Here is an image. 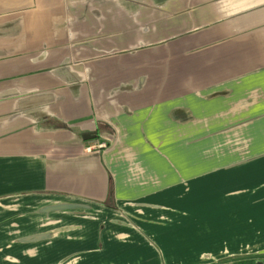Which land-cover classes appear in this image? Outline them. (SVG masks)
I'll list each match as a JSON object with an SVG mask.
<instances>
[{
    "label": "crops",
    "instance_id": "1",
    "mask_svg": "<svg viewBox=\"0 0 264 264\" xmlns=\"http://www.w3.org/2000/svg\"><path fill=\"white\" fill-rule=\"evenodd\" d=\"M249 255L264 0H0V264Z\"/></svg>",
    "mask_w": 264,
    "mask_h": 264
},
{
    "label": "trees",
    "instance_id": "2",
    "mask_svg": "<svg viewBox=\"0 0 264 264\" xmlns=\"http://www.w3.org/2000/svg\"><path fill=\"white\" fill-rule=\"evenodd\" d=\"M217 264H264V255L231 257Z\"/></svg>",
    "mask_w": 264,
    "mask_h": 264
},
{
    "label": "water",
    "instance_id": "3",
    "mask_svg": "<svg viewBox=\"0 0 264 264\" xmlns=\"http://www.w3.org/2000/svg\"><path fill=\"white\" fill-rule=\"evenodd\" d=\"M94 137H95L94 132L86 133L85 135L82 136L84 140H90V139H93Z\"/></svg>",
    "mask_w": 264,
    "mask_h": 264
},
{
    "label": "built area",
    "instance_id": "4",
    "mask_svg": "<svg viewBox=\"0 0 264 264\" xmlns=\"http://www.w3.org/2000/svg\"><path fill=\"white\" fill-rule=\"evenodd\" d=\"M98 146L100 147V146H102V145H98ZM86 150L90 152V151L93 150V147H87Z\"/></svg>",
    "mask_w": 264,
    "mask_h": 264
}]
</instances>
